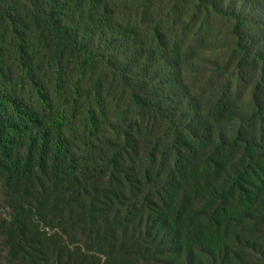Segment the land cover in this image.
I'll return each mask as SVG.
<instances>
[{
  "label": "trees",
  "instance_id": "1",
  "mask_svg": "<svg viewBox=\"0 0 264 264\" xmlns=\"http://www.w3.org/2000/svg\"><path fill=\"white\" fill-rule=\"evenodd\" d=\"M151 1L23 0L16 8L0 2V43L13 55L11 65L0 67V181L15 186L14 216L35 210L40 223L55 229L56 246L84 248L81 264H101L103 257V264L116 257L128 264L135 246L147 253L143 264L156 247L181 257L200 243L221 244L233 219L264 220V0H247L254 5L249 10L247 1L238 10L233 0L237 10H229L225 0H193L198 19L233 22L238 65L252 59L259 74L238 109L233 79L211 107L196 95L186 103L170 94L182 116L162 122L165 135L146 143L134 136L138 122L156 112L166 93L140 68L151 29L160 37L165 26L133 25V15L147 16ZM169 1L168 16L189 9V0ZM122 2L131 3L126 22L117 10ZM138 40L139 57L130 54ZM181 45L173 62L178 76ZM147 144L154 145L150 153ZM199 195L208 198L204 206ZM178 205L181 213L195 211L193 225L208 218L201 235L187 242L169 223Z\"/></svg>",
  "mask_w": 264,
  "mask_h": 264
},
{
  "label": "rangeland",
  "instance_id": "2",
  "mask_svg": "<svg viewBox=\"0 0 264 264\" xmlns=\"http://www.w3.org/2000/svg\"><path fill=\"white\" fill-rule=\"evenodd\" d=\"M3 1L10 8H16L23 2V0ZM242 1L247 0H237L238 10L243 5ZM189 2V5L186 6L189 9L185 13L181 11L183 14L174 10L171 16H168L167 5L170 1L152 0L146 12L147 16L139 17L136 21V15H133V25L140 24L144 29L149 25H152L154 29L159 22L165 24L159 34L161 38L152 29L151 32L149 31L150 40L145 53L141 56L142 65L140 64V68L145 69V72L153 79L152 85L161 81L166 91L164 96L158 98L155 103L156 112L152 113L147 120L138 122V128H140L136 129L134 136L143 138L145 142L155 136L165 135L163 123L179 121L183 110L175 101L185 98L186 103H190L192 96L196 95L201 100L203 108L211 107V104L216 103L220 96L227 91L226 85H229L231 79L234 80L235 85L232 88L233 103L237 109L242 106L246 107L250 92L254 89L259 74V62L249 59L244 62L242 60L241 65H238L240 56L238 52L234 51V38L231 35L233 22L227 24L225 20L221 21L218 17H207L205 21L201 18L198 19L190 9L195 1L189 0ZM232 2L233 0H225L222 4L225 9L233 10L234 8L235 10L236 7H233L234 3ZM181 4V6H185L183 1ZM248 4V10L254 6L252 3L248 2ZM109 8L114 9L113 3ZM130 8V2H122L117 7L119 15L123 16V22L128 20ZM134 13L135 6L133 4ZM185 38L187 43H183ZM152 39H155V42ZM141 43L142 40L133 42V52L130 54L138 56V46ZM166 43H168L167 46ZM176 44H184L181 45L184 52L181 56L183 57L181 76L177 75L173 63L177 59ZM12 60L13 55L6 48V44L1 45L0 43V67L11 65ZM147 81L149 83L150 79ZM186 87L190 92L188 98L184 92ZM174 93L178 96L175 101L169 96ZM131 140L133 141V136H131ZM131 144L133 143H130L125 150L128 153L127 157L131 158L129 165L133 166V145ZM145 150L149 153L152 152L154 145L147 144ZM186 186L188 185L185 184L183 188ZM14 187L13 184L9 185L6 181H0V264H81L79 253H84V248L78 250L77 247L80 246L73 245L68 251L56 246L55 229L49 225L50 223L48 225L40 223L35 215V210H33V215H28L27 218L18 219L14 216L18 203L17 195L12 193ZM17 190L20 192L22 188H17ZM197 200L200 205L204 206L208 198L205 195H199ZM153 202V206L156 207V197ZM176 208L169 215V223L174 230L180 231L182 240L187 242L196 238L195 236L201 235L199 225L201 223L202 226H205L208 223L207 216L203 214L202 217L196 218L193 225L191 220L196 216L195 211L186 209L181 213L179 205ZM13 216L16 220L13 219ZM230 233L232 234L221 244L200 243L186 251L181 257L178 254L170 253L168 249L160 248L161 251L158 252L157 247L153 248V259L146 264H264V255H262L264 220L251 219L247 215L242 218L240 216L232 220ZM211 235L208 233V238ZM84 240L81 236L75 238V241L79 242ZM133 244H135L134 241ZM134 252L133 260L128 264H143L144 257L147 255L146 251L135 246ZM104 260V257L101 258V264L104 263ZM124 262L116 257L110 264ZM88 264H92L91 260Z\"/></svg>",
  "mask_w": 264,
  "mask_h": 264
}]
</instances>
